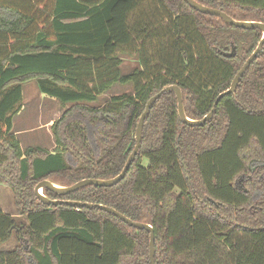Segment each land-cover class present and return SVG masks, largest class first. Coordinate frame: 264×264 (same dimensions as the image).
I'll list each match as a JSON object with an SVG mask.
<instances>
[{
	"label": "trees",
	"instance_id": "trees-1",
	"mask_svg": "<svg viewBox=\"0 0 264 264\" xmlns=\"http://www.w3.org/2000/svg\"><path fill=\"white\" fill-rule=\"evenodd\" d=\"M195 1L264 24V0ZM262 36L185 0H0V185L20 216L0 208V247L17 241L0 264H151L147 230L99 208L45 205L35 189L120 175L148 101L169 86L182 90L188 118L204 119ZM123 57L139 67L123 74ZM33 81L65 109L51 127L54 151L24 149L13 132ZM116 85L132 91L102 102ZM43 193L152 226L156 264H264V47L203 126L182 122L176 94L165 93L116 186Z\"/></svg>",
	"mask_w": 264,
	"mask_h": 264
},
{
	"label": "water",
	"instance_id": "water-1",
	"mask_svg": "<svg viewBox=\"0 0 264 264\" xmlns=\"http://www.w3.org/2000/svg\"><path fill=\"white\" fill-rule=\"evenodd\" d=\"M188 5H190L193 9H195L198 12L204 13L209 16H214V17H219L221 18L225 23L229 24L230 26H234L237 28H243V29H259L262 31L263 36L261 39V42L259 43L257 49L254 51V53L251 55V57L246 61L245 65L242 67L241 71L237 74L235 77L230 89L222 93L216 100L214 104V108L212 112L207 115L204 119L202 120H192L187 117L186 112H185V106H184V97H183V92L178 86H169L165 89H163L160 93L152 97L147 105L145 112L141 116V119L139 121L137 130H136V147L133 151V153L130 155L122 173L118 175L117 177L110 179V180H99V179H86L78 182L77 184L71 186V187H64L60 186L50 180L43 181L38 184V186L35 189V194L37 198L44 203L45 205H67L70 207H77V208H88V209H93V208H99L101 210L106 211L107 213L121 219L122 221L126 222L128 225L139 228V229H144L147 230L150 233V260L151 264H156L155 262V257H156V248H155V233L154 229L152 226L147 225V224H141V223H135L131 219L127 218L126 216L122 215L121 213L117 212L113 208H109L103 205H94V204H89V203H81V202H75V201H62V200H52L49 199L47 196L44 195L43 190L47 189L50 190L57 195H68L71 193H75L79 191L82 188L88 187V186H96V187H114L118 183H120L126 176L127 172L129 171L131 165L136 159V156L138 155L141 146H142V139H143V128L146 122V119L149 116V113L155 103H157L161 97L167 93V92H174L176 94L177 100H178V114L182 122L189 126H203L207 122H210L214 116V113L216 111L218 103L223 99L225 96L232 95L236 92L237 87L242 79V77L246 74L250 66L255 62L256 58L258 55L262 52L263 47H264V24L261 22H254V21H237L230 17L228 14L224 13L221 10L213 9L210 7H206L195 0H185ZM236 54V49L233 48L232 53L230 54H224L225 57L227 58H232Z\"/></svg>",
	"mask_w": 264,
	"mask_h": 264
},
{
	"label": "rangeland",
	"instance_id": "rangeland-1",
	"mask_svg": "<svg viewBox=\"0 0 264 264\" xmlns=\"http://www.w3.org/2000/svg\"><path fill=\"white\" fill-rule=\"evenodd\" d=\"M123 65L121 66L123 74H129L139 67V62L135 58L123 57ZM132 88L130 86H114L110 92L103 96L102 102H106L113 97L130 93ZM23 105L24 110L14 119V126L19 128H34V132L21 136L20 140L23 148H29L32 146H40L54 151L55 146L53 134H49L47 129L39 127L42 124H47L48 120L53 117L56 111H64L60 102L56 99L49 98L44 94H41L37 82H30L24 85L23 90ZM57 115V114H56ZM8 193V194H7ZM0 201L2 207L12 212L15 207L13 194L5 186L0 185ZM12 241V240H11Z\"/></svg>",
	"mask_w": 264,
	"mask_h": 264
},
{
	"label": "crops",
	"instance_id": "crops-1",
	"mask_svg": "<svg viewBox=\"0 0 264 264\" xmlns=\"http://www.w3.org/2000/svg\"><path fill=\"white\" fill-rule=\"evenodd\" d=\"M22 110H24V107H23ZM64 111H65V110H64ZM64 111H62V112H61V110L56 111V113L53 114V116H57L56 118L51 117V118L48 120L47 124H42V125H40L39 127H43V128H45V129H47V132H48L49 134H51V132H52V131H51V127L53 126L54 121H56L57 119H59ZM21 112H22V111H21ZM56 114H57V115H56ZM18 116H19V115H18ZM14 124H15V122L13 123V132L17 135V137L19 138V140H20L21 136H24V135H27V134H31V133L34 132V128H19V129H16L15 126H14ZM20 142H21V140H20ZM54 144H55V143H54ZM21 145H22V143H21ZM22 147H23V146H22ZM54 148H55V146L53 147V149H54ZM3 186H4V185H3ZM7 194H8V193H7ZM0 208L2 209V211H3L4 214H6V215H10V216H13V217H15L16 219H20V216L18 215V212H17L16 208L12 209V210H13L12 212H10L9 209H8V211H7L6 209H4V208L2 207V203H1V201H0ZM16 246H17V241H16L15 238H12V241H9L8 243H6V244H4L3 246H1V247H0V250L10 251V250H13Z\"/></svg>",
	"mask_w": 264,
	"mask_h": 264
}]
</instances>
